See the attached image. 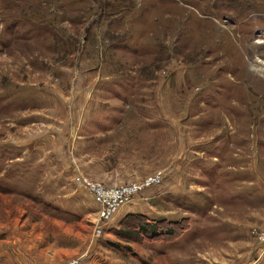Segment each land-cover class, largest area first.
Returning a JSON list of instances; mask_svg holds the SVG:
<instances>
[{
	"label": "rangeland",
	"instance_id": "374dc122",
	"mask_svg": "<svg viewBox=\"0 0 264 264\" xmlns=\"http://www.w3.org/2000/svg\"><path fill=\"white\" fill-rule=\"evenodd\" d=\"M262 38L264 0H0V264H264ZM154 172L105 220L78 179Z\"/></svg>",
	"mask_w": 264,
	"mask_h": 264
},
{
	"label": "built area",
	"instance_id": "2783aa9c",
	"mask_svg": "<svg viewBox=\"0 0 264 264\" xmlns=\"http://www.w3.org/2000/svg\"><path fill=\"white\" fill-rule=\"evenodd\" d=\"M161 173L154 172L142 180L132 181L119 185L104 186L98 181H92L82 174L78 175L79 182L93 195L99 204L98 218L105 220L113 216L123 205L129 203L135 195L140 194L148 187L161 180ZM147 187V188H146ZM100 233V229H95ZM256 236L264 251V227L256 231ZM81 258H71L65 264H80Z\"/></svg>",
	"mask_w": 264,
	"mask_h": 264
},
{
	"label": "trees",
	"instance_id": "16d2710c",
	"mask_svg": "<svg viewBox=\"0 0 264 264\" xmlns=\"http://www.w3.org/2000/svg\"><path fill=\"white\" fill-rule=\"evenodd\" d=\"M139 217H142V214H138ZM169 223V224H167ZM167 224V226H165ZM172 222H165V221H158V222H145L137 225L134 229L136 234H138L141 238L143 236L145 238L148 237V239L152 240H173L175 237L172 234V228L171 225ZM183 228V230H185Z\"/></svg>",
	"mask_w": 264,
	"mask_h": 264
},
{
	"label": "bare ground",
	"instance_id": "6f19581e",
	"mask_svg": "<svg viewBox=\"0 0 264 264\" xmlns=\"http://www.w3.org/2000/svg\"><path fill=\"white\" fill-rule=\"evenodd\" d=\"M251 47L253 48L252 51L250 50L252 53L249 60L251 67L264 74V38L257 39Z\"/></svg>",
	"mask_w": 264,
	"mask_h": 264
}]
</instances>
